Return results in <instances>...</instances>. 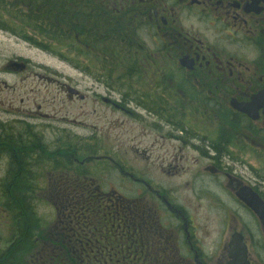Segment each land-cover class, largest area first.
Wrapping results in <instances>:
<instances>
[{"label": "flooded vegetation", "instance_id": "af4514ba", "mask_svg": "<svg viewBox=\"0 0 264 264\" xmlns=\"http://www.w3.org/2000/svg\"><path fill=\"white\" fill-rule=\"evenodd\" d=\"M1 19L11 25L0 28L16 36L36 32V20L61 31L65 62L71 55L84 62L94 58L95 72L81 71L93 89L82 93L61 83L66 98L98 103L148 128L164 141L160 150L177 143L162 157L169 177H176L178 162L210 161L200 167V178L191 179L193 206L187 210L174 203L171 185L154 180L127 155L109 152L97 143V134H89L85 141L91 143L92 160L86 166L98 164L102 173L110 166L117 184L104 186L93 173L82 177L79 189L91 187L94 196L79 200L76 216H56L49 224L78 227L77 233L61 235L63 245L65 238L79 240V247L66 246V253L78 254L79 264H231L233 256L241 255L246 264H264V229L236 194L245 187L264 201V187L237 171L251 152L264 158V0H0ZM23 38L29 45L37 43ZM140 68L155 74L142 70L138 76ZM68 86L76 91L69 93ZM2 115L0 200L8 193L5 180L15 176L11 164L23 155L36 160V174L44 172L48 179L36 193L59 191L63 169L58 158L48 160L46 154H59L66 136L42 122L55 117L39 111L22 112L15 120ZM59 123L82 126L69 119ZM184 149L190 151L186 156ZM86 160L73 161L80 167ZM115 186L138 191L122 194ZM202 211L224 216L223 230L209 242L200 241L194 231L193 224L201 225L194 214ZM14 256L0 255V264H25L14 263Z\"/></svg>", "mask_w": 264, "mask_h": 264}, {"label": "rangeland", "instance_id": "374dc122", "mask_svg": "<svg viewBox=\"0 0 264 264\" xmlns=\"http://www.w3.org/2000/svg\"><path fill=\"white\" fill-rule=\"evenodd\" d=\"M0 25L9 27L11 22L1 19ZM44 25H40V22L36 20L35 28L32 31L36 30L34 32L36 34H29L30 32L23 34L27 38H32L34 42H37L34 46L26 43L23 35L16 36L0 28V116L3 117L2 114L9 113V117L15 120L22 112L26 111L32 113L39 111L54 116V122L42 120L44 126L47 127L48 124H52L61 130L60 136H66V141L74 140L71 144L73 147H76L80 161L83 159V155H85L83 151L87 149L85 138L89 134H97V143L101 147L109 148V152L117 153L119 157L124 158L127 155L126 158L130 162L135 164L136 167L139 166L142 170H145L151 178L162 182L164 185H171L173 195L177 194V198L173 199L174 203L183 205L184 208L190 210L191 206H193L190 196L191 188L193 187L191 179L196 175L200 178L202 176L200 167L210 164V161L201 160L199 164H181V162H178L177 167H175V170H177L176 177H169L166 174L169 167L166 166L167 163L163 161L162 157L167 158V154L171 152V147L176 146L177 143L172 144L165 151L160 150L159 145L163 144L164 141L160 140L148 128L144 129L135 122L126 119L119 112H113L109 108H106V110L98 108V103L94 105L93 102L87 100L83 102L72 101L71 103L66 98L64 90L60 86L61 83L76 86L82 93L87 92L88 87L93 89L94 84L81 71L89 70L90 68L94 71L96 61H94V58H89L87 62H84V59H80L79 55H74L75 57L71 55L70 62H65L61 59L65 51L61 44L63 40L61 36L62 32L48 30L50 28L46 24ZM39 44L47 46L46 49L40 48ZM53 53H60L62 56L57 58ZM13 62L23 63L24 65V62H26V68L20 71V69L10 66ZM142 70L145 72L143 68H140L138 76ZM145 74L153 76L155 72H145ZM98 91L101 92L99 88ZM89 94L92 95V93ZM38 106L40 107L39 109ZM63 119H69L82 126L72 127L66 123L60 124L59 122ZM49 132L45 131V137L48 139L52 136ZM176 133L175 131L174 134ZM73 136H76L78 139H74ZM59 144L61 149L68 147V143H64L63 141ZM88 144L89 153H91V143L88 142ZM257 145L253 146L256 148ZM189 152V150L184 149L183 155L186 156ZM100 153L102 152L97 154ZM159 157H161L160 160ZM263 159L257 151L251 152L246 161L240 162L237 171H240L239 173L245 179H248L249 182L259 183L260 186L264 187V185L260 184V180L264 179ZM141 160H144L145 163L142 164ZM247 166L250 167L248 168ZM101 168L98 164L93 166L91 168L93 175H99L104 186H108L109 182L116 183L112 168L105 166L106 172L103 173L100 171ZM62 169L64 171L61 176L58 173V178H61L64 174H68L69 178L73 179L71 169H67L65 166ZM83 173L86 172L84 171ZM2 174V167H0V175ZM88 176H91V174L88 173ZM45 183V180H41L39 186ZM213 185L214 183L210 187L212 188ZM114 189L128 195H133L138 191L137 187L134 186L132 188L115 186ZM36 196L38 199L37 214L45 219L42 220L43 224L41 222V230L53 223L56 213L49 193L41 192L36 194ZM2 203L3 201L0 200V210L4 209V213L0 217V251L5 249L13 239H20L18 236L21 233L17 228V221L14 220L15 215L11 211L6 210ZM194 216L201 222L200 226L193 224L195 226L196 237L200 241L209 242L210 240H214L221 230H223L224 223L221 220H224V216L221 211H213L209 214L202 211L197 213V215L194 214ZM244 216L245 220L248 221L249 216L247 214H244ZM16 250L11 256L16 255L14 257L17 262H25L26 256L23 257L22 252H18L22 250L21 246H17ZM3 260L4 258L2 257Z\"/></svg>", "mask_w": 264, "mask_h": 264}, {"label": "trees", "instance_id": "16d2710c", "mask_svg": "<svg viewBox=\"0 0 264 264\" xmlns=\"http://www.w3.org/2000/svg\"><path fill=\"white\" fill-rule=\"evenodd\" d=\"M74 140L63 141L64 143H68V147L61 150L59 154H54L47 151L48 160L54 161L60 164V167L64 166L67 169H71L74 173L73 179L69 178L68 174H64L59 182V191H53L50 193L51 201L54 202L55 205L54 210L56 216L62 217L65 215L76 216L79 214V200L84 198H92L94 196V192L91 187H88L86 190L79 189V184L83 176L89 177L88 173L92 175L91 167L86 166L89 161L92 160L89 155V144L87 143V149H85L83 155V159L86 160L84 166L77 167L76 163L73 161L74 157L79 158L76 150V147L72 146V142ZM92 150V149H91ZM49 152V153H48ZM25 158H24V157ZM23 160L20 159L21 162H17V164H11V169L14 172V179H6L5 180V190L8 192L7 195L3 194V206L6 210L11 211L15 217L14 220L17 221V228L21 233L18 237L20 239H13L12 242L6 246L5 249L0 251V255L5 256V258H10L9 256L16 252V247L21 246V251L23 257L26 256L25 264H79L80 258L78 254L65 252L64 249L66 246L71 248L79 247L78 237H71L70 240L65 238V245L61 243L62 234L66 233H77L78 227L72 225L67 228H60L59 223L55 222L56 225L47 226L44 229H41V222L45 220L39 214H37V190H40L43 187L39 186L40 182L37 180V175L34 170V166L36 165V161L32 157H26L23 155ZM31 159V160H29ZM94 160V159H93ZM42 162V161H41ZM60 162V163H59ZM72 166H76L72 167ZM64 171V170H63ZM61 171V172H63ZM86 173H83V172ZM82 183V182H81ZM45 185V184H44ZM82 186L84 187L83 183ZM16 191L17 193H15ZM124 207L120 208L122 211ZM90 211V210H89ZM88 211V213H89ZM60 236V238L58 237ZM34 236V238H32ZM68 242V245L66 243ZM126 259H129L126 258ZM17 263V261H13ZM155 264H178L174 261H170L169 263H165L159 261ZM180 264V263H179Z\"/></svg>", "mask_w": 264, "mask_h": 264}, {"label": "water", "instance_id": "95a60500", "mask_svg": "<svg viewBox=\"0 0 264 264\" xmlns=\"http://www.w3.org/2000/svg\"><path fill=\"white\" fill-rule=\"evenodd\" d=\"M10 66L20 70L24 69L22 64L16 62H13ZM68 89L69 93L76 91L73 87H69ZM236 194L245 203V205H248L253 210L255 215L260 219L262 227H264V201L260 198V196L245 187L237 190ZM244 259L243 255L238 257L233 256L231 264H246Z\"/></svg>", "mask_w": 264, "mask_h": 264}, {"label": "bare ground", "instance_id": "6f19581e", "mask_svg": "<svg viewBox=\"0 0 264 264\" xmlns=\"http://www.w3.org/2000/svg\"><path fill=\"white\" fill-rule=\"evenodd\" d=\"M37 175V180H39V181H43V180H45L46 182H48V179L46 178V175L44 174V173H38V174H36ZM151 264H155V263H151Z\"/></svg>", "mask_w": 264, "mask_h": 264}]
</instances>
